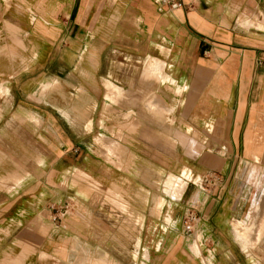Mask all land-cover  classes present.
Returning a JSON list of instances; mask_svg holds the SVG:
<instances>
[{
  "label": "crops",
  "instance_id": "0c3cea01",
  "mask_svg": "<svg viewBox=\"0 0 264 264\" xmlns=\"http://www.w3.org/2000/svg\"><path fill=\"white\" fill-rule=\"evenodd\" d=\"M178 1L0 0V264H264V0Z\"/></svg>",
  "mask_w": 264,
  "mask_h": 264
},
{
  "label": "rangeland",
  "instance_id": "374dc122",
  "mask_svg": "<svg viewBox=\"0 0 264 264\" xmlns=\"http://www.w3.org/2000/svg\"><path fill=\"white\" fill-rule=\"evenodd\" d=\"M136 60L137 59H131V61L129 62V66L130 67H138V66H143L142 64H137L136 63ZM99 142H103L104 143V140H102V141H99ZM214 172L215 173H218L219 174V178L220 179H223V175L221 174V173H219V172H216V171H209V172H205L204 174H202V175H197V174H195L194 175V173H193V175H189V176H186L185 178H188L192 183H191V186H190V188L194 185V186H196V184H194V182H198L199 180L200 181H202L203 180V183H204V185H201V187L200 188H198L197 186V188H195V189H197V190H202V191H207V192H210V190H212V189H215V187L216 186H214V184H212L210 181H211V179H213L214 180ZM179 173L180 172H175V174H176V176H177V178H179L178 180H176V182H180L183 186H184V190H181V189H175L176 190V195H174V197L175 196H177V197H182V196H184L183 194L185 193V190H186V183L184 184V180L182 179V177H179L180 175H179ZM185 173H182V176L184 175ZM75 178H78L79 179V181H82V182H85L86 183V185L87 186H85V188H87V190H88V192L91 194V193H93V195H95V196H97V197H103V196H110L111 195V192L110 191H105L104 189V187L98 182V181H96L94 178H92V177H90V176H88V175H85V174H82V175H80V172H76V174H75ZM166 179V178H165ZM207 179H209V181L207 180ZM181 180V181H180ZM183 181V182H182ZM198 184H199V182H198ZM207 188V190H205L204 188ZM194 190V188L192 187V191L190 192V193H186V195H188L189 194V196H191V194L193 195L194 193H195V190ZM262 191H264V188H263V190ZM163 192V191H162ZM161 192V195H164L163 193ZM263 194H264V192H263ZM114 196V195H113ZM187 197L186 196H184V198H183V203H187V201L186 200H190V197H189V199H186ZM186 199V200H185ZM185 201V202H184ZM113 202H114V199H113ZM114 207H116V208H118V209H122V208H124V206L122 205V204H120L119 202H117V203H115L114 202ZM189 205H187V207H188ZM196 207H198L199 206V203L198 204H196L195 205ZM186 207V208H187ZM125 209V208H124ZM252 213H255L256 215H255V218L252 220V223L250 224V225H245L244 226V228L245 227H247V228H256L257 226H258V224H259V220L257 219V217H259V214L260 213H264V203H261V201H260V199H256V201H254L253 202V210H252ZM248 216H249V213H248ZM163 218V217H162ZM243 219H241V221H242ZM262 238V236L260 237V236H258V239H261ZM259 241V240H258Z\"/></svg>",
  "mask_w": 264,
  "mask_h": 264
},
{
  "label": "built area",
  "instance_id": "2783aa9c",
  "mask_svg": "<svg viewBox=\"0 0 264 264\" xmlns=\"http://www.w3.org/2000/svg\"><path fill=\"white\" fill-rule=\"evenodd\" d=\"M157 4L161 12H163L165 8L168 9L169 11H174L186 7L184 3L178 0H157ZM207 180L209 181V179ZM210 182L214 184V186L224 184L223 179H220L219 174L215 172H214V180L211 179ZM202 185H204V183H202ZM204 189L207 190L206 187ZM199 218L200 216H199L198 208L195 205H189L185 210L184 216L182 218V227L184 232L188 234L194 232L199 222Z\"/></svg>",
  "mask_w": 264,
  "mask_h": 264
},
{
  "label": "bare ground",
  "instance_id": "6f19581e",
  "mask_svg": "<svg viewBox=\"0 0 264 264\" xmlns=\"http://www.w3.org/2000/svg\"><path fill=\"white\" fill-rule=\"evenodd\" d=\"M198 203V202H197Z\"/></svg>",
  "mask_w": 264,
  "mask_h": 264
}]
</instances>
